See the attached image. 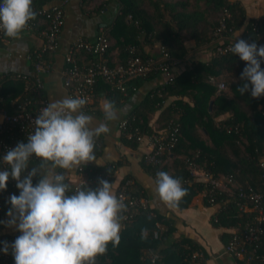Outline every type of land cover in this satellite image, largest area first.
<instances>
[{
  "label": "trees",
  "instance_id": "1",
  "mask_svg": "<svg viewBox=\"0 0 264 264\" xmlns=\"http://www.w3.org/2000/svg\"><path fill=\"white\" fill-rule=\"evenodd\" d=\"M45 1L36 0L33 4L40 5ZM107 2H114L117 7L109 29L103 31L108 39L105 55L109 66L124 63L130 46L137 54L153 56L143 52L142 44H148L156 46L157 55L162 47L170 63L173 61L171 74L172 68L191 49L210 45L212 32L218 24V14L223 10L228 13L224 19L225 27L233 33L241 30L239 42L248 48L246 52L234 46L220 55L212 53L207 62L192 61L189 68L171 74V80L149 89L125 114L124 128L119 130L120 142L135 148L139 143L135 140L136 136L146 138L159 132L164 135L170 125L177 124V140L170 153L162 154L154 164L146 162L142 156L141 168L154 179L164 201L179 209L186 208L192 197L207 189L205 182L190 175L188 161L213 177L230 174L232 183L227 192L214 193L212 204L208 202L207 195H202V200L205 205L217 206L209 218L213 227L238 231L241 224L250 221L253 216L249 202L246 203L247 210H238L237 203L241 201L238 188L250 187L259 193L264 208V168L259 166L264 159V16L244 22L242 6L238 1L230 0H104L97 10L101 11ZM19 11L15 0H0V18L8 16L16 19ZM31 18L36 20L33 15ZM255 21L258 22L257 30L252 28ZM43 26L39 22L34 30L38 31ZM19 29L15 26L0 37L12 36ZM188 41L192 43L191 48L186 43ZM211 49L213 51V46ZM113 51L115 54L111 55ZM37 52L38 49H34L28 53L30 70ZM79 55L84 56L83 53ZM41 57L51 64L48 54L42 53ZM157 74L161 73L149 71L130 78L124 83V92L98 79L93 85L91 102L81 110L102 116L98 107L99 96L111 110L117 109L144 81L153 79ZM30 75L0 73V108L12 112L11 99L16 96L33 97L24 89L26 84H31L33 77ZM209 77H213V82L209 81ZM218 81L224 82L225 89L215 93ZM228 127L229 131L226 130ZM47 145V150L41 156L26 162L16 155L12 171L20 172L26 167L32 169L39 164H54L58 159L71 157L57 146L54 138L47 140ZM102 145L101 139L94 133L90 147L80 148L81 157L99 156ZM14 150L21 151L22 144H16ZM118 165L117 161L99 167L78 165L84 173L85 183L81 185V190L87 203L80 212V242H72L64 234L61 237L49 235L45 242L58 249L62 246L55 262L37 251L27 252L18 261L28 264H204L207 255L203 249L192 239L176 234L173 219L156 212L147 203L135 206L131 216L124 220L116 210L115 220L120 224L117 232H92L90 220L103 202L107 190L96 188L89 179L96 172L103 171L109 175L111 182ZM56 174L62 173L57 170L53 179ZM125 178L132 182L127 195L147 200L145 191L129 175L123 176L119 183ZM53 179L50 188L52 200V194L59 185ZM174 180L181 184L172 185ZM42 183V179L34 173L23 197L20 200L11 198L3 207L28 205L39 195ZM37 185H40V189L36 188ZM45 206L40 205L31 218L30 230L42 218ZM231 233H221L224 244ZM249 250L245 253L252 255L248 262L245 255L234 259L242 263L264 264V236L254 252Z\"/></svg>",
  "mask_w": 264,
  "mask_h": 264
},
{
  "label": "built area",
  "instance_id": "2",
  "mask_svg": "<svg viewBox=\"0 0 264 264\" xmlns=\"http://www.w3.org/2000/svg\"><path fill=\"white\" fill-rule=\"evenodd\" d=\"M36 0H15L20 7L16 19L10 17L0 18V35L6 30L14 28L33 29L39 22L45 26L38 30L41 44L32 63L31 84L24 86L25 90L32 93V98L27 96H16L11 99L12 112L0 108V214L7 200L16 198L20 200L24 191L28 188L29 180L34 177V171L24 168L20 172L12 171L15 156L21 161H28L41 156L47 150V140L54 138L57 146L69 153L71 157L81 158L80 148L88 149L93 139L94 132L88 127L82 126L79 121L71 116H50L47 113V100L43 94L42 75L49 71L50 64L41 57L42 53L54 52L61 28L64 23V6L68 0H48L46 4L35 5ZM35 16L36 20L31 17ZM228 13L223 10L218 14V24L212 32L210 44L213 53L223 54L234 47L231 41L230 28L225 27L224 19ZM257 21L253 22L252 28L257 30ZM264 25V20H263ZM226 32L229 34H226ZM108 39L103 30H99L92 40L77 38L72 41L63 55V68L61 70V84L65 88L71 100L80 108H84L91 102L93 97V85L98 79H102L124 92V83L132 77L145 75L149 71H159L165 75V81L171 80L170 58L162 47L159 48L157 56H142L135 53L133 46L128 48V57L121 64L109 66L107 64L106 51ZM84 56H81L79 54ZM213 82V77L208 78ZM225 89L223 81L215 84V93ZM125 121L118 123V129H123ZM178 125L169 126L166 133H158L155 136L146 137L148 150L142 155L148 163H157L160 156L170 153L177 140ZM227 131L230 130L228 127ZM141 136L135 140L140 142ZM21 143L22 150L15 152V145ZM190 175L205 182L207 189L202 195L208 196V202L213 203V194L222 191L227 192L232 183L230 174L216 177L211 176L202 168L195 167L188 161ZM264 168V160L259 162ZM78 174L82 177L70 181L64 174H56L54 183H59L52 194L54 200L50 199L43 209L42 218L36 222L31 234L41 241H45L49 235L61 237L67 235L72 242H80L79 223L80 212L87 205L81 185L85 183L84 173ZM96 188L106 191L109 188V175L103 171L96 172L89 179ZM184 182V181H183ZM129 178L118 183L115 188V209L122 220L131 216V210L137 206L147 203V200L128 196L127 190L131 184ZM174 180L172 185H179ZM40 189V185L36 186ZM237 203L238 210L244 211L250 203L249 209L253 211L250 221L241 224L238 231H233L230 238L223 246V251L232 258L243 257L249 248L254 252L258 247L261 237L264 236V208L261 203V195L250 187L238 188ZM20 243V236H0V264H21L16 258V250ZM62 244V242H61ZM62 249V246L59 248ZM252 255H245L248 262Z\"/></svg>",
  "mask_w": 264,
  "mask_h": 264
},
{
  "label": "crops",
  "instance_id": "3",
  "mask_svg": "<svg viewBox=\"0 0 264 264\" xmlns=\"http://www.w3.org/2000/svg\"><path fill=\"white\" fill-rule=\"evenodd\" d=\"M48 1V0H47ZM45 1L43 4H48ZM104 0H68L64 6V23L61 28L57 46L51 54L50 69L42 75L43 94L47 100V113L50 116H71L79 123L93 130L102 141V149L95 158L64 157L54 164L34 165L32 170L42 179L39 195L25 206L4 208L0 214V236H20L16 250V258L20 261L29 251H37L44 258L56 261L61 251L49 242L41 241L31 234L30 220L38 207L47 204L54 173L59 170L70 181L82 177L77 173L80 164L99 167L109 162H119L115 168L113 179L109 184L103 202L90 220L93 233L109 234L117 232L120 224L115 220V188L121 178L129 175L147 195V205L156 212L170 217L174 221L176 234H182L195 241L207 255L204 264H248L237 261L223 251L224 242L220 238L222 232H232V228L213 227L209 218L215 212L216 205H205L202 194L192 197L186 208H175L164 201L159 187L154 179L140 166L142 155L148 150V141L142 138L135 148H130L120 142L118 123L125 114L138 103L144 94L154 86L165 81L164 74H157L153 79L144 81L133 91L119 108L111 110L106 101L99 96L98 107L102 116L81 110L68 96L61 84L63 55L69 44L77 38L92 40L99 30L107 31L117 13L114 2H107L100 11L97 7ZM238 1L244 10V22L264 16V0H230ZM241 30H236L231 36L234 46L246 52L247 47L241 46L239 37ZM192 47L191 41L186 42ZM41 39L38 31L19 29L12 36L0 37V73L31 74L28 53L38 49ZM143 52L157 55L155 45L142 44ZM212 44L190 50L185 58L171 70V74L189 68L194 60L207 62L212 56ZM115 51L111 52L114 55ZM226 116V115H224ZM222 116V117H224ZM222 117H219L222 118ZM201 132V131H200ZM203 138H205L202 135ZM264 160V159H263ZM28 264V263H21Z\"/></svg>",
  "mask_w": 264,
  "mask_h": 264
},
{
  "label": "water",
  "instance_id": "4",
  "mask_svg": "<svg viewBox=\"0 0 264 264\" xmlns=\"http://www.w3.org/2000/svg\"><path fill=\"white\" fill-rule=\"evenodd\" d=\"M210 107V103H209V106H208V108Z\"/></svg>",
  "mask_w": 264,
  "mask_h": 264
}]
</instances>
